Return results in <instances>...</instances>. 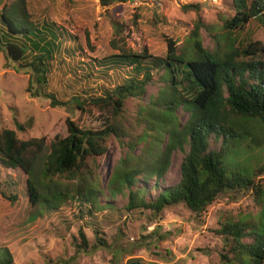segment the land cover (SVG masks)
<instances>
[{
	"label": "trees",
	"instance_id": "1",
	"mask_svg": "<svg viewBox=\"0 0 264 264\" xmlns=\"http://www.w3.org/2000/svg\"><path fill=\"white\" fill-rule=\"evenodd\" d=\"M100 2L110 6L126 0ZM0 4L3 5H0V31L4 32L0 33V44H4L0 50L5 59L32 73L27 88L31 96L43 95L52 100L53 107H66L44 88L53 61L59 58V65L63 66L68 59L64 53L71 59L81 49L77 46L60 50V47L65 42L76 43L79 37L66 34L48 21L39 26L30 0H0ZM184 9L198 13L200 5L190 3ZM232 11L234 14L224 20L223 26L217 27L221 31L210 27L214 49L204 47L201 31L208 26L199 20L183 47L177 46L176 40L165 38L167 51L163 58L147 51L138 54L119 49L123 29L115 24V38L110 41L112 51L100 61H94L98 66L132 68L134 76L126 77L112 89L104 88L102 93L83 88L82 94L74 97L77 109L90 107L104 113L101 129L79 127L68 119V135L56 136L49 144L44 139L18 137V132L24 133L32 127V119L24 123L16 121L17 130L0 132V168L21 171L27 176L25 190L36 212L35 219L76 206L78 212L74 217L90 227L93 225L97 239L91 245L82 231L77 250L90 253L111 246L95 223L100 212L121 218L125 214L145 217L153 224L177 206L199 217L221 196L250 193L254 209L259 210L258 216L227 218L215 231L223 241L219 264H264V185L259 182L264 166L251 175L226 166L228 155L237 146L245 144L252 151L264 150V135H258L257 131L258 125L264 127V46L258 41H243L237 33L252 19L264 22V1L233 0ZM86 42L90 44L88 36ZM56 49H59L57 54L53 53ZM155 67L162 70L166 85L147 102L143 99L138 103L136 118L131 121L124 114L127 101L141 99ZM90 69L85 79L95 74L93 65ZM142 72V79H138ZM33 80L41 88L33 91ZM181 109L189 114L185 123L177 116ZM165 136L168 141L160 150ZM112 139L128 148V156L119 159L112 176L103 184L98 159L107 155ZM140 146L142 155H130ZM175 151L183 155L181 178L177 184L168 186L165 177L169 157ZM1 193L12 203L18 201L16 191ZM118 197L126 198L121 208L115 205ZM64 223L69 229V223ZM160 228L156 226L152 237L142 236L143 240L154 237L163 240L165 236L159 233ZM120 235L126 236L123 230ZM0 264H14L13 255L6 247L0 248ZM126 264L144 263L131 258Z\"/></svg>",
	"mask_w": 264,
	"mask_h": 264
},
{
	"label": "rangeland",
	"instance_id": "2",
	"mask_svg": "<svg viewBox=\"0 0 264 264\" xmlns=\"http://www.w3.org/2000/svg\"><path fill=\"white\" fill-rule=\"evenodd\" d=\"M253 1L249 0V3ZM190 3L200 5L198 13L184 9ZM30 5L37 15L35 21L39 26L48 21L62 28L66 34L79 37L76 43L65 42L60 50L81 47L71 59L63 54L64 58H68L67 64L60 66V59L57 58L48 69L44 89L59 103L66 104V107H53L52 100L43 95L31 96L27 88L32 73L26 68L19 69L11 60L7 61L0 50V132L3 129L17 130L16 121L24 123L32 119V127L24 133L18 132V137L25 140L44 139L46 144L56 136L68 135V119L79 127L101 129L104 113L90 107L83 111L77 109L74 97L81 95L83 88L102 93L104 88L112 89L126 77L134 76L132 68L118 69L105 64L98 66L94 61H100L112 51L110 41L115 38V24H119L120 30L123 29L118 41L119 49H130L138 54L147 51L154 57L163 58L167 51L165 38L176 40L177 46L183 47L199 20L208 26L201 31L204 47L214 49L215 39L209 31L210 27H222L224 20L234 14L233 0H126L110 6H103L100 0H30ZM136 16L140 17L137 19ZM218 31L221 29L217 28ZM237 33L243 41H258L264 46V22L259 19H252ZM3 45L0 44L1 49ZM57 50H53V53L57 54ZM90 65L95 67V74L85 79L84 76L91 73ZM160 70L153 68L152 80L141 99L130 98L127 101L124 114L131 121L136 118L138 103L143 99L147 102L150 96H156L165 87ZM143 75L144 72L138 79H142ZM33 86V91L41 88L34 80ZM177 116L180 122L185 123L189 114L181 109ZM257 131L258 135H264V127L258 125ZM167 141L168 137L165 136L160 150ZM127 153L126 146L120 145L115 139L111 140L107 155L98 159L99 176L103 184L112 176L119 159L128 156ZM142 154L143 147L140 146L130 155ZM145 158L148 163L149 155L146 154ZM182 158L183 155L177 151L170 155L166 185H175L180 181ZM226 166L243 175H251L264 166V150L255 148L252 151L245 144L237 146L228 155ZM26 180L27 176L21 171L0 168V248L10 250L14 264H126L131 258L141 259L144 264H219L223 241L215 231L219 229L220 223L241 215L257 217L259 211L254 209L250 193L221 196L199 217L183 206H177L167 210L162 220L153 224L145 217L134 218L125 214L121 218L103 211L96 214L95 223L111 246L86 253L77 250L78 243H81V232L89 237L92 245L97 240L93 233L94 226L76 220V206L64 207L60 212L35 219L36 212L25 190ZM259 182L264 185V175ZM1 191H16L19 193L18 201L12 203L6 200ZM125 204L126 198H116V206L121 208ZM64 221L69 223V229ZM156 226L161 227L159 233L165 238L143 240L142 236L152 237ZM121 230L126 236L120 235ZM117 235H120L119 238Z\"/></svg>",
	"mask_w": 264,
	"mask_h": 264
},
{
	"label": "built area",
	"instance_id": "3",
	"mask_svg": "<svg viewBox=\"0 0 264 264\" xmlns=\"http://www.w3.org/2000/svg\"><path fill=\"white\" fill-rule=\"evenodd\" d=\"M208 1L216 2V0H208Z\"/></svg>",
	"mask_w": 264,
	"mask_h": 264
},
{
	"label": "crops",
	"instance_id": "4",
	"mask_svg": "<svg viewBox=\"0 0 264 264\" xmlns=\"http://www.w3.org/2000/svg\"><path fill=\"white\" fill-rule=\"evenodd\" d=\"M1 30H2V29H1ZM0 33H4V32L0 31Z\"/></svg>",
	"mask_w": 264,
	"mask_h": 264
}]
</instances>
